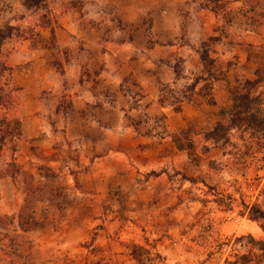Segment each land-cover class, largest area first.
<instances>
[{"label":"rangeland","instance_id":"rangeland-1","mask_svg":"<svg viewBox=\"0 0 264 264\" xmlns=\"http://www.w3.org/2000/svg\"><path fill=\"white\" fill-rule=\"evenodd\" d=\"M207 1L47 0L30 10L0 0V26L14 28L0 53V119L21 123L0 155V264L259 254L250 236L264 240V220L250 208L264 211V0H225L218 13ZM203 42L217 61L213 98L162 106V84L184 89L203 74ZM235 93L255 102L231 127ZM218 123L226 128L210 135Z\"/></svg>","mask_w":264,"mask_h":264},{"label":"trees","instance_id":"trees-1","mask_svg":"<svg viewBox=\"0 0 264 264\" xmlns=\"http://www.w3.org/2000/svg\"><path fill=\"white\" fill-rule=\"evenodd\" d=\"M47 4V0H24V5L28 9H40L44 8ZM207 5L214 12L218 13L225 9V0H208ZM14 28L11 26L2 27L0 26V53L4 42L13 35ZM200 59L203 64V70L201 75L196 76L192 83L186 86L184 89H176L170 85L162 84L159 94V103L164 106L166 104H171L177 112L182 110V106L185 102H191L195 93L200 95H209L213 98L214 84L218 81V70L216 67V59L211 57L210 50L207 48V43H202V50H198ZM184 60L179 58L177 63L174 64L173 69L176 74V80H179L183 75ZM6 66L0 60V77L6 71ZM6 98V94L0 88V106L3 105ZM214 102V100H212ZM255 102L254 98H251L249 94H234V104L232 107L231 115V127H237L243 122H247L249 119L244 118L242 115L246 113L252 103ZM253 117V116H252ZM251 117V118H252ZM255 117L251 121H255ZM249 121V122H251ZM222 123H218L215 129L210 135H216L220 129H224ZM21 135V123L19 120L8 118L0 119V155L2 154L4 147L9 139L15 138ZM10 167H16L15 163H11ZM20 173V172H19ZM18 172L12 173L16 175ZM250 218L254 221L261 222L264 220V211L258 206H252L250 208ZM264 230V226H262ZM252 244L256 247L259 254L250 253L243 255L234 264H250L254 259L264 261V240L256 241L252 236H250Z\"/></svg>","mask_w":264,"mask_h":264}]
</instances>
